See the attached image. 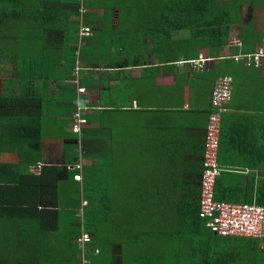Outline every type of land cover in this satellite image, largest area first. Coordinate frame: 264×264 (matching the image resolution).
<instances>
[{
    "label": "crops",
    "instance_id": "1",
    "mask_svg": "<svg viewBox=\"0 0 264 264\" xmlns=\"http://www.w3.org/2000/svg\"><path fill=\"white\" fill-rule=\"evenodd\" d=\"M96 3L99 8L94 10L98 12L78 21L91 28L90 36L77 33L81 24L77 27L76 20L80 17L72 15V31L63 28L54 35L34 39L33 47L16 50V62H3L12 70L14 61L15 70L0 76V91L8 96L12 74L17 96L30 90L34 106L30 116L32 124L41 130L42 140L10 143L0 138V196L6 194L5 187L17 188L15 180L24 182L30 167L46 187L36 196L41 193L40 199L46 204L56 198L58 205L51 209L60 213L65 226L69 222L66 212L74 201L87 206V187L95 186L100 199L123 189L125 166L133 176L128 191L135 183L153 187L140 191L141 199L177 198L179 188L174 189L180 182L191 188L197 183L201 188L206 130L210 114L217 112L212 107V92L216 82L227 76L232 79V88L230 101L219 113L218 164L223 172L215 182V199L264 206V30H258L254 23L249 25L253 14L242 24L253 30L246 44L256 45L255 52L243 53L237 45L242 44L243 36L233 26L218 58L211 57L207 48H200V55L212 60L199 69L187 63L192 56L186 51L169 48L164 37H156L151 22L143 24L144 19L135 15L123 18L117 9L106 18L100 10L104 4ZM146 30L149 34L145 37ZM241 54L260 58L248 65L244 58L238 61ZM77 65L82 69L75 84L72 80ZM4 75L6 79H2ZM78 85L86 91L79 93ZM22 101L25 99L20 108H26ZM78 105L83 107L82 117L87 121L80 133L72 129ZM1 122L6 124L5 117ZM36 162L43 165L38 168ZM73 164L82 167L81 181L73 179ZM7 179H11L10 185ZM128 191L119 193L122 197ZM216 191L220 198L229 200L217 199ZM48 209L44 206L34 217ZM81 239L76 243L84 255L82 264H87L85 255L96 254V249ZM260 251L264 256V248Z\"/></svg>",
    "mask_w": 264,
    "mask_h": 264
},
{
    "label": "trees",
    "instance_id": "2",
    "mask_svg": "<svg viewBox=\"0 0 264 264\" xmlns=\"http://www.w3.org/2000/svg\"><path fill=\"white\" fill-rule=\"evenodd\" d=\"M97 1L103 0H0V62L1 60L6 62L5 59L16 62V50L24 46L33 47L34 39L54 35L63 28L72 31L74 29L71 25L72 15L78 16L83 6L88 10L98 9ZM107 2L119 4L111 6L107 5ZM107 2L106 4L105 1L102 2L103 9L105 7L111 10V13L117 9L123 18L135 15L144 19L141 21L143 24L148 25L151 22L150 28L152 27L153 32L158 34L156 37H164L169 43V48L179 47L186 51L187 56H192L187 60L199 58L200 48H207L211 57L218 58L219 51L229 42L233 26L237 27L240 30L239 34L243 36L242 44H237L243 53L255 52L256 45L248 47L246 44V39L253 30L242 24L244 6L248 8V15H252L256 8L264 9V0H107ZM65 4H71L73 8L69 10ZM82 17L76 20L77 27L81 24H78V21L81 22ZM77 33H80V29ZM91 33L92 31L88 36ZM240 56L238 61L244 58L248 65L256 59L250 54ZM72 81L75 84L79 82L76 77ZM8 85V96L0 91L2 142L5 139V142L10 143L17 140L39 143L42 140V132L32 124L30 113L34 106L30 90L22 91L17 96L12 80H8ZM22 99L26 101H22L26 108H20ZM6 103L10 108H3ZM17 113H21L18 115L22 117H18ZM4 117L5 125L1 122ZM73 125L74 121L72 128ZM220 141L221 136L219 147ZM75 166L73 164L74 175L78 173ZM29 169L30 167L24 175V182L20 179L15 180L16 183L18 181L17 188L5 187L6 194L0 196V222L6 219L10 220V224L18 223L17 219L22 221L14 233L15 237L19 238L18 242L8 243L6 246L14 259L7 261V257L10 256L2 255L0 264H36L37 262L33 260L34 249H37L36 252L43 258V264H82L84 255L82 256L83 252L76 241L84 233L90 235L89 243L99 251L98 254L85 255L89 260L88 264H237L240 262H235V259L230 257L237 256L239 252L242 264H247L248 260H255L252 262L255 264H264L259 258L262 256L261 251H253L254 245L261 240L238 236L223 237L212 231L208 220L200 215L201 188L197 183H194L193 188L181 182L176 184L175 192L179 188L177 198L142 199L138 203L132 202L134 196L127 192L123 193L122 197L116 194L100 199L101 194L98 191L96 193L95 186L87 187L84 193L87 206L82 207L81 201V203L74 201L68 207L70 210L66 212L69 222L61 227L60 213L51 209L58 205V201L53 198L46 204L40 199L41 193L39 197L36 196V193L40 190L42 192V188L46 187H42L38 182L40 178ZM7 181L9 185L12 182L11 179ZM0 187L2 189V186ZM216 187L218 188V180ZM216 196L217 199L229 200L220 198L218 191ZM261 204H264V198ZM44 206L49 208L48 211L38 218L34 217ZM115 210L119 211L120 222L116 229L115 227L108 229L107 235L96 223L89 221L90 218L99 216V223L109 224ZM66 230H69V233L64 235ZM56 237L58 240L64 238L66 240L64 244L67 246L61 244L53 249L50 242ZM237 241H246L253 246L243 254L242 249L233 247L232 243ZM4 244L1 243L0 247L5 246ZM166 245L170 247L169 251ZM163 258H166L165 262Z\"/></svg>",
    "mask_w": 264,
    "mask_h": 264
},
{
    "label": "built area",
    "instance_id": "3",
    "mask_svg": "<svg viewBox=\"0 0 264 264\" xmlns=\"http://www.w3.org/2000/svg\"><path fill=\"white\" fill-rule=\"evenodd\" d=\"M91 29L82 27L81 36H88ZM256 59L259 57L256 56ZM212 58L200 55L198 59L191 60L199 69H203L206 63ZM81 67L78 66L75 71L77 82L79 81V72ZM79 83V82H78ZM232 79L230 77H221L215 84L212 92V107L217 112L211 113L209 124L206 130L205 149L202 160L203 171L201 174V198H200V215L208 220V225L212 231L223 237L238 236L264 239V206L252 204H228L219 202L215 199V182L217 177L223 171L218 164L219 150V130L220 115L224 110V105L231 98ZM86 88L79 87V92L84 93ZM83 107L78 105L73 113V131L80 133L81 126L87 121L82 117ZM42 165L38 164V168ZM74 169V167H73ZM76 169H82L80 164ZM82 175L76 173L74 180L81 181ZM91 237L84 233L81 242L88 243ZM98 254L99 251L95 250Z\"/></svg>",
    "mask_w": 264,
    "mask_h": 264
},
{
    "label": "rangeland",
    "instance_id": "4",
    "mask_svg": "<svg viewBox=\"0 0 264 264\" xmlns=\"http://www.w3.org/2000/svg\"><path fill=\"white\" fill-rule=\"evenodd\" d=\"M103 1H105V4H106L107 0H103ZM103 1H101L100 3H102ZM107 3H108L107 5H111V6L112 5H115V4H119L118 2H112V3L111 2H107ZM83 7H84V9L83 8H80L81 11H79V16H83V18L86 17L87 14L88 15H92V14H94V12L95 13L98 12L97 10H94L92 8L90 10H88L85 6H83ZM244 9H243L244 10L243 22H246L247 20L249 22L251 20V17L253 18V16H254V20L250 21L249 22V25L252 24V23H254L255 26H256V28L258 30H261V31L264 30V9H262V8H256L254 10V12H253V16L250 15V14L248 15V8H247V6H244ZM100 10L103 12V14H101V16H104L106 18L107 17H110L111 10L106 9L105 7H104V9L102 7ZM63 12H64V10H63ZM82 27H84V25ZM123 27H125V26H123ZM148 34H149V30H146V31L143 32V35L145 37ZM31 56L34 57L35 56V53L32 52L31 53ZM24 58L27 59L26 56H24ZM11 65H12V70L9 69V67L6 66V64L3 65V60H1V62H0V69H1L0 76H2V74H9L10 75V72H12V71L15 70V62L12 61ZM6 77L7 76L4 75L2 77V79H6ZM9 80H12L13 84L15 83V79H14V75L13 74H12V77ZM75 168H76V166H75ZM77 170L78 171H76V172L82 173V169H77ZM127 171L129 172L128 169L126 170V166H125V170H124V172L122 174V178H121V183H122V181H124V185L122 184L124 187H123V189H117L116 190V194H117L118 197H121V194L119 193V192H121V190H125L126 189L128 191V186L127 185H128V183H131V181H133V176H131L130 173H127ZM114 183H116V182L114 181ZM116 185H117V183H116ZM146 187L149 188V187H152V185L135 183V185H133V187H132L133 189H130V187H129V191H128L129 194L131 196H135L134 199H133L134 201H132V202L138 203L140 200L142 201V199H140V197H142V194L140 193V191L144 190V188L146 189ZM126 200H128V199H126ZM118 213H119V211L118 210H115L114 214L111 215V222L109 224H105V223L104 224L103 223L101 224V223H99V219H100L99 216L98 217L90 218L91 217V215H90L89 221L96 223L97 226L101 230H103L105 232V235H107L108 234V232H107L108 229H110L111 227L112 228L115 227L114 229H116V226L119 224L120 221L118 219ZM17 220L18 221H16V222H18V223H16V224L15 223L10 224L11 222H10L9 219H6L5 221L0 222V244L3 243V242L5 243L4 244L5 246L0 247V256H2V255L5 256L6 254H7L6 256H10V257H7V261L9 259H11V258L14 259V257L12 256V252L9 251V249L6 247L7 244L8 243L18 242V239H19V238L15 237L14 233H15L16 229L17 230L19 229L18 227H19V225H21L22 221L20 222L19 219H17ZM59 224L62 227L63 224H64V221L61 220V219H59ZM145 229H146V227H145ZM66 233H69V230H66L65 233H64V235ZM50 243H51V246L54 247L53 249H55V247L57 245H61V244L64 245V246H67V244H64V243H66V240L64 238H60V240H58V238L56 237V239H53V241H51ZM232 244H234V246H233L234 248L238 247L239 249H242L243 250V254L244 253H247L252 248V246H253L251 243H247L246 241H242V242L237 241V242H233ZM254 246H255V248L253 249V251H260L261 248L262 249L264 248V241L259 242V243L255 244ZM166 248H167V251L170 250V247L169 246H167ZM92 250L94 252V249L93 248H92ZM36 251H37V249H34V258H33V260H35L37 262L36 264H43V261H42L43 258ZM162 251L164 252V247H163ZM167 254H169V253H167ZM14 256L16 257V255H14ZM17 256H20V255H17ZM230 258L231 259H235V262L236 261H239L240 262V263H237V264H242V256H240V252H239V254L237 253V256H235V257L232 256ZM259 258L264 261V256H260ZM27 260L28 259H26V261ZM165 261H166V258H163V262H165ZM253 261H255V260H248L247 261V264H255V263H252ZM22 264H27V263H22Z\"/></svg>",
    "mask_w": 264,
    "mask_h": 264
},
{
    "label": "clouds",
    "instance_id": "5",
    "mask_svg": "<svg viewBox=\"0 0 264 264\" xmlns=\"http://www.w3.org/2000/svg\"><path fill=\"white\" fill-rule=\"evenodd\" d=\"M83 9H84V8H83ZM80 17H81V16H80ZM82 24H83V23H82ZM82 24L80 25L81 28H82V26H83ZM84 27H86V26H84ZM81 28H80V31H81ZM88 28H90V27H88ZM90 29H91V28H90ZM91 31H92V30H91ZM38 164L43 165L41 162H38V163L36 164L37 167H38Z\"/></svg>",
    "mask_w": 264,
    "mask_h": 264
},
{
    "label": "bare ground",
    "instance_id": "6",
    "mask_svg": "<svg viewBox=\"0 0 264 264\" xmlns=\"http://www.w3.org/2000/svg\"><path fill=\"white\" fill-rule=\"evenodd\" d=\"M88 264V263H87Z\"/></svg>",
    "mask_w": 264,
    "mask_h": 264
}]
</instances>
